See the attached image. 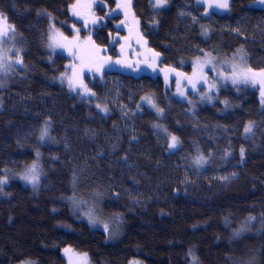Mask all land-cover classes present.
Here are the masks:
<instances>
[{"label":"trees","instance_id":"1","mask_svg":"<svg viewBox=\"0 0 264 264\" xmlns=\"http://www.w3.org/2000/svg\"><path fill=\"white\" fill-rule=\"evenodd\" d=\"M77 1L0 0V17L15 29L9 44L23 62L0 79V178L29 167L36 152L41 172L36 191L15 181L5 187L0 264H65L66 248L88 264H264V109L257 93L226 88L219 99L229 110L217 102L190 114L160 77L108 66L84 78L87 97H80L59 83L68 57L44 42L47 29L69 36L64 23L79 28L71 16ZM95 1L104 5L85 12L97 17L92 39L113 59L125 35L115 28L120 15L110 14L119 4ZM254 1L230 0L228 12L217 14L194 0H168L159 11L150 0H130L129 14L159 66L188 73L198 57L242 49L248 70L264 81V7ZM45 125L49 142L42 146ZM172 136L179 143L170 149ZM76 188L94 192L102 217L117 219V241L73 215Z\"/></svg>","mask_w":264,"mask_h":264},{"label":"rangeland","instance_id":"2","mask_svg":"<svg viewBox=\"0 0 264 264\" xmlns=\"http://www.w3.org/2000/svg\"><path fill=\"white\" fill-rule=\"evenodd\" d=\"M128 1L117 0L119 4L117 10L114 13H110L111 16L120 15L119 22L115 25V28L118 30L122 29L125 32L124 38L113 48L115 50L113 59L105 52L98 50L103 47L97 46L92 39L91 28L93 26L94 28L97 27V17H86L87 13H85L87 11L95 15L96 7L100 5L102 8L104 5L101 1L78 0L74 4L71 9V16L73 22L79 24V28H70L64 23L63 28L70 33L69 36L61 28L59 30L47 29L44 36L46 49L51 53L68 57V64H66L67 73L60 78V85L73 93H77L80 97H87V92L84 90L85 86L81 85L84 78L96 76L108 66H113L132 74H149L160 77L164 83L165 90L169 92V96L186 103L190 114L195 113L198 106H211L217 102L223 105L224 109L222 112L229 110V103L219 99V92L226 88L232 89L236 94H242L248 89L255 91L259 100L261 99L260 110L264 109V81L259 75L253 74L248 70L246 56L242 49L237 50L229 57H219L217 55L198 57L190 61L191 71L188 73L159 66L152 53L145 49V41L140 33L138 20L132 18L131 14H129ZM150 1L152 5L155 3V0ZM194 1L198 5L204 6L207 13L225 14L228 12L230 0H228L227 8L216 7L217 4L224 3V0ZM253 5L264 7V3H261L260 0H255ZM165 6L152 8L155 11H159ZM111 16L108 15L107 17ZM0 22L5 23L1 17ZM200 32L203 39L208 38V29L202 28ZM10 36V31L6 36H0V79L8 73L11 74L14 68L17 70L20 68V64L16 63L20 50L15 42L14 45L12 43L9 44V41H11ZM245 75L247 79L244 78ZM234 78L236 79L235 83H233ZM147 105H149L148 108L151 111L161 115L160 111H157L158 108L154 102H149ZM48 128L49 126L46 125L41 128L38 142L42 146L49 142ZM39 158V152H36L34 161L26 169L13 174L4 172L2 178H0V181H3V183H0V199L7 197L5 195V187L10 181L19 182L33 191L37 190L41 174L39 172ZM192 163L197 164V159H192ZM33 167L35 168V181L29 182L22 179L28 173V170ZM6 174L10 175L9 178ZM69 200L74 211L73 215L77 219L86 223L92 229L102 231L106 236L107 242H115L120 234L119 227L116 225L117 219L111 216H109L111 218H108V216L102 217L99 199L94 192L76 188L75 194L70 196ZM105 225H107V231L105 230ZM79 255L70 248L63 250L65 264H88L85 256ZM20 264H33V262L28 261ZM130 264L139 263L132 261Z\"/></svg>","mask_w":264,"mask_h":264},{"label":"snow or ice","instance_id":"3","mask_svg":"<svg viewBox=\"0 0 264 264\" xmlns=\"http://www.w3.org/2000/svg\"><path fill=\"white\" fill-rule=\"evenodd\" d=\"M261 3H264V0H260ZM129 4H130V0H129ZM167 4V0H155V3L153 4V7L154 8H160V7H163ZM216 7H220V8H227L228 7V0H224V3L222 4H217ZM6 19V18H5ZM9 31H12L14 32L15 29L13 26L11 25H8L6 23H3V22H0V36H6L8 34ZM206 31V30H205ZM157 56L159 55V53L156 54ZM16 63L18 64H22V60L18 57L17 60H16ZM249 71H251V69H249ZM261 75H264V72L261 73ZM245 79H247V76L245 75L244 77ZM236 82V79L234 78L233 79V83ZM71 83V82H70ZM97 107H100L99 105H97ZM104 111H106V109H102ZM157 111H162L160 109H157ZM251 131V125L249 126H246L245 127V132H250ZM179 143L178 141V138L175 137V136H172L171 137V143H169L168 147L170 149L172 148H175L177 146V144ZM244 156V149L242 148L241 149V157L243 158ZM203 158L200 157L197 159V163H199ZM34 171H35V168H31L28 170V173L25 174L22 179L26 180V181H29V182H34L36 177L34 175ZM31 177V178H30ZM0 183H3V181H0ZM90 222H94V221H90ZM105 230L107 231V225H105Z\"/></svg>","mask_w":264,"mask_h":264}]
</instances>
